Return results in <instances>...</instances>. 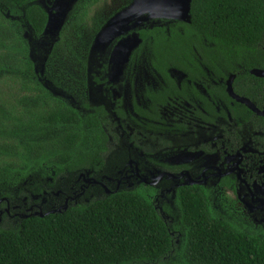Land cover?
Segmentation results:
<instances>
[{
	"label": "trees",
	"instance_id": "16d2710c",
	"mask_svg": "<svg viewBox=\"0 0 264 264\" xmlns=\"http://www.w3.org/2000/svg\"><path fill=\"white\" fill-rule=\"evenodd\" d=\"M100 1L76 0L58 43L78 33ZM47 20L38 0H0V206L8 202L22 209L47 200L41 214L4 216L0 264H264V229L227 219L202 189L177 190L172 223L155 206L152 196L158 192L149 186L110 194L88 186L78 196L87 185L80 175L106 183L129 158L141 159L114 153L118 139L107 108L89 96L67 100L42 80L41 62L53 48L41 44ZM172 24L168 30H135L150 44L160 73L175 67L203 81L204 65L218 78L235 73L238 79L241 56L264 53V0H191L189 19ZM91 56L92 70L102 59L97 49ZM138 113L146 118V110ZM36 194L42 196L33 201Z\"/></svg>",
	"mask_w": 264,
	"mask_h": 264
},
{
	"label": "flooded vegetation",
	"instance_id": "af4514ba",
	"mask_svg": "<svg viewBox=\"0 0 264 264\" xmlns=\"http://www.w3.org/2000/svg\"><path fill=\"white\" fill-rule=\"evenodd\" d=\"M75 1H54L48 13L50 21L47 30L51 25L61 28ZM55 15L57 22L54 24ZM151 18L154 19L139 20V29L165 26L168 30L175 21ZM132 19L128 17L123 23ZM145 41L140 39L134 50L143 47L146 52ZM107 42L96 46L102 61H96L93 72L86 70V85L91 90L88 92L89 100L107 108L111 116L113 127L110 129L118 139V143H113L114 153L139 154L141 160L129 158L117 171L118 177L106 178L108 185L80 175L87 185L78 196L84 195L88 186H94L93 190L98 187L105 194L121 188L149 186L158 192L152 196L155 206L172 223L177 213V190L182 187L198 188L210 193L212 207L226 214L227 219L245 228L264 229V74L258 75L260 70H264V53L256 55V59L241 56V77L238 79L235 73H229L225 79L218 78L202 65L203 81L191 79L185 71L175 67L160 73L152 65L154 56L150 55V71L143 73L141 78V72L135 71V68L127 72V68L120 67L122 56L110 62L111 55L103 52ZM259 46L264 52V38ZM135 51L131 52L127 62H135ZM116 76L112 81L111 77ZM231 76L232 94L227 91V81ZM133 79L141 86L127 90L129 81L132 86L135 85ZM42 80L48 82L44 77ZM219 85L224 90L218 94L215 87ZM173 86L179 92H174ZM129 91L131 94L128 97ZM94 94L98 97L94 98ZM139 109L146 110L143 120L140 119ZM153 110L158 111V117ZM91 196L92 192H89L84 200ZM68 201L69 198L64 200V207ZM46 203L47 200L41 198L40 203L24 206L22 211L19 205L10 207L7 202L5 207L0 206V223L4 214L15 220L41 214L42 205Z\"/></svg>",
	"mask_w": 264,
	"mask_h": 264
},
{
	"label": "rangeland",
	"instance_id": "374dc122",
	"mask_svg": "<svg viewBox=\"0 0 264 264\" xmlns=\"http://www.w3.org/2000/svg\"><path fill=\"white\" fill-rule=\"evenodd\" d=\"M38 1L41 3V6L45 8L47 13H49L55 0ZM133 2L134 0H101L97 5L93 6L89 10L87 18L84 21L82 28L78 30V33L76 30H73L72 35L67 37V41H61L59 43L57 41L58 33L62 30L64 24L61 26V28H59L60 26L54 28L55 26L53 25L48 28L45 38L42 40L41 44L43 48H46L47 45H51L53 43V48H50L51 57H47L44 62H41V71L43 77L47 79L49 84L55 87V91L60 94V96L70 101L77 100L81 102L83 100H87L90 89L85 84L87 77L86 70L91 69L90 59L92 58V51L96 49V46L100 47V42L97 43V41L101 38V33L103 32V27L105 24L107 25L108 22H111L113 18L119 15H123L122 19L123 17L125 19L128 17H133V19L126 23H123L124 20L122 19L119 21L117 28L115 27V32H118L116 36L112 37L111 40L106 43V48H104L105 46H102L104 48V54H109L110 56L113 53V50L116 49L115 57L118 58L122 56L120 67L122 66L123 69L127 68V72L135 68V71L141 72L139 75L141 78L143 77V73L147 74V72L150 71V62L148 61V56L151 55V47L149 46L150 44L146 43V52L145 48L143 47H140V49L135 51L134 49L138 47L140 39H138L134 32L137 27H141V21H139L140 18L142 21L143 19L145 21H151L154 18H151L152 16L149 18L148 14L146 13L139 14L137 16L135 13L126 15L124 12L127 11V8L130 7ZM166 19L175 20L174 18L170 17ZM52 22H54V24L57 22V15L53 16ZM128 30L132 31L128 32ZM124 32L127 34H122ZM119 42L121 43L119 44ZM134 43H136V45ZM132 51H135L133 56L136 60L133 63H129L127 61ZM98 53L100 55V52ZM104 54L102 53L103 57L105 56ZM41 61H43V59ZM109 67L111 68L110 63ZM94 70L95 69L93 68L92 72ZM120 75L122 74L120 73ZM118 76L111 77V80L114 81ZM141 78H138L137 80H140ZM134 82L135 85L132 86L129 81V84L126 85L127 90H130L131 88L132 91V87L138 89V86H141L138 81L134 80ZM92 90L94 91L95 89ZM131 91L128 92V97L130 96ZM97 97L98 95L94 94V98ZM41 196V194L33 195L32 200L35 201ZM41 198L42 200L44 199L43 197ZM23 209L24 208H22V211ZM10 211L12 213L11 209ZM4 216L5 214L2 215V221ZM9 219L14 220L13 217H10Z\"/></svg>",
	"mask_w": 264,
	"mask_h": 264
},
{
	"label": "water",
	"instance_id": "95a60500",
	"mask_svg": "<svg viewBox=\"0 0 264 264\" xmlns=\"http://www.w3.org/2000/svg\"><path fill=\"white\" fill-rule=\"evenodd\" d=\"M190 3L191 0H134V2L127 8V11L124 12L126 15L134 14L137 16L139 14H149L152 17H170L175 20H188L189 19V11H190ZM123 15H119L111 22H108L107 25L103 27V32L101 33V38L97 41L101 43L110 41L112 37H115L118 32H115L118 26L119 21L122 19ZM122 20H125L123 17ZM139 20H142L141 18ZM50 18L47 20V26L49 24ZM47 31V27H46ZM121 42H119L120 44ZM137 43V42H136ZM136 43H134L136 45ZM116 56V49L113 50L111 54L112 63L114 57ZM264 74V70H260L258 75ZM233 76H231L227 81V91L232 94V82ZM239 100L238 97H236ZM241 101V98H240ZM65 208V207H64Z\"/></svg>",
	"mask_w": 264,
	"mask_h": 264
}]
</instances>
